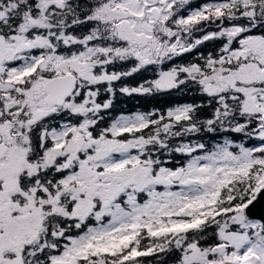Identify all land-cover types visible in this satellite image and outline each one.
<instances>
[{
  "label": "snow or ice",
  "instance_id": "snow-or-ice-1",
  "mask_svg": "<svg viewBox=\"0 0 264 264\" xmlns=\"http://www.w3.org/2000/svg\"><path fill=\"white\" fill-rule=\"evenodd\" d=\"M0 264H264V0H0Z\"/></svg>",
  "mask_w": 264,
  "mask_h": 264
},
{
  "label": "trees",
  "instance_id": "trees-1",
  "mask_svg": "<svg viewBox=\"0 0 264 264\" xmlns=\"http://www.w3.org/2000/svg\"><path fill=\"white\" fill-rule=\"evenodd\" d=\"M203 50V49H202ZM186 59H191V57H186ZM147 75V74H145ZM136 80L140 79V76L135 77ZM121 103L118 105L119 108L124 109L125 111L131 110H150L154 107L163 109L173 103L191 101L193 99H199L193 93H188L186 95H181L179 93L168 97V96H159L155 98H123L121 97Z\"/></svg>",
  "mask_w": 264,
  "mask_h": 264
}]
</instances>
